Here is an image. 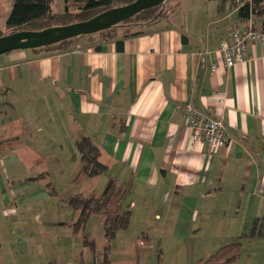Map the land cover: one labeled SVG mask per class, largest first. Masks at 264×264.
Wrapping results in <instances>:
<instances>
[{"label":"crops","instance_id":"crops-1","mask_svg":"<svg viewBox=\"0 0 264 264\" xmlns=\"http://www.w3.org/2000/svg\"><path fill=\"white\" fill-rule=\"evenodd\" d=\"M212 2L217 14L201 23L175 11L108 41L96 33L66 50L0 55V249L31 241L11 237L8 222L49 196L41 182L50 170L81 169L83 137L108 167L88 178L89 195L123 189L125 211L193 236L264 238V48L250 45L242 63L225 68L221 42L245 24L229 0ZM52 9L62 13L65 0ZM186 103L223 117V147L191 144Z\"/></svg>","mask_w":264,"mask_h":264},{"label":"rangeland","instance_id":"rangeland-1","mask_svg":"<svg viewBox=\"0 0 264 264\" xmlns=\"http://www.w3.org/2000/svg\"><path fill=\"white\" fill-rule=\"evenodd\" d=\"M212 1L180 0L177 4V0H169L155 11L152 20L144 23L135 20L119 27L123 31H137L139 27L136 25H147L157 19L166 21L175 11L180 14L191 11V17L201 23L203 18L211 19L217 14ZM14 3L15 0H0V32L3 35L11 34L6 22ZM176 23H181L179 18ZM75 153L80 158L76 150ZM49 165L55 167L56 164L52 162ZM105 181L103 178L100 184L101 193L108 184ZM41 183L48 187L49 196L42 199L38 206L33 202L25 205L18 210L19 216L8 222V234L16 229L11 237L26 235L31 237V241H15L12 247L5 243L0 249V264H205L212 255L235 242L241 243L240 254L230 264H264V238L229 236L211 240L200 235L193 236L183 231H187V227H165L152 218H139L136 209L131 210L128 229L118 231L111 242L104 236L103 214L92 215L85 228L76 232L74 225L80 212L73 210L66 201L81 192L89 195L95 188L94 180L84 178L81 169L77 172L75 168L70 169L64 175L55 167ZM130 202L128 196L122 211L129 207ZM145 238L148 239L146 244ZM89 240L94 242V248Z\"/></svg>","mask_w":264,"mask_h":264},{"label":"trees","instance_id":"trees-1","mask_svg":"<svg viewBox=\"0 0 264 264\" xmlns=\"http://www.w3.org/2000/svg\"><path fill=\"white\" fill-rule=\"evenodd\" d=\"M55 0H15L14 6L6 22V28L11 33L21 30L39 31L46 28L68 25L82 22L114 7L124 6L135 0H65V10L62 13L53 12L52 6ZM169 0H166L167 2ZM180 0H177V2ZM234 8H237L239 20L248 25L252 23L255 28L264 33V0H229ZM164 2V3H165ZM241 2V3H240ZM162 3L161 5H163ZM141 12L134 18L123 22L130 23L142 20L143 23L155 18V11L161 6ZM223 10V9H222ZM121 23V24H123ZM99 32L101 39L108 41L118 36L120 25ZM131 30L124 33L129 34ZM137 34V33H135ZM92 35H88L92 37ZM0 36H3L0 32ZM86 36L69 39L51 46L34 49V51L66 50L76 40ZM121 45V43L119 44ZM81 155V175L84 178L98 177L107 172L108 167L100 161V149L90 138L83 137L76 143ZM123 189L113 187L109 193L103 196L79 194L68 199L69 206L80 212L79 219L74 225L76 232L85 228L89 218L94 214L104 216V236L108 242L115 239L117 232L128 229L132 217L131 211H122L125 200ZM88 240V239H86ZM90 241V240H89ZM87 241L93 247L92 241ZM240 242L231 243L211 258L205 264H230L237 260L240 254ZM94 248V247H93Z\"/></svg>","mask_w":264,"mask_h":264},{"label":"water","instance_id":"water-1","mask_svg":"<svg viewBox=\"0 0 264 264\" xmlns=\"http://www.w3.org/2000/svg\"><path fill=\"white\" fill-rule=\"evenodd\" d=\"M166 0H135L111 8L89 20L54 26L39 31L21 30L0 36V55L14 50H33L51 46L80 36H88L108 30L126 22L143 11L158 7Z\"/></svg>","mask_w":264,"mask_h":264},{"label":"built area","instance_id":"built-area-1","mask_svg":"<svg viewBox=\"0 0 264 264\" xmlns=\"http://www.w3.org/2000/svg\"><path fill=\"white\" fill-rule=\"evenodd\" d=\"M252 44H260L264 48V33L255 28L252 23L237 27L232 33V41L223 40L220 46L223 65L232 68L245 60L248 47ZM196 54L204 53L197 50ZM212 72L219 69V64L211 66ZM182 112L187 118L190 129L191 144L205 142L211 151H217L223 147L227 140V126L223 117L218 116L212 108L200 109L191 103L182 107Z\"/></svg>","mask_w":264,"mask_h":264}]
</instances>
